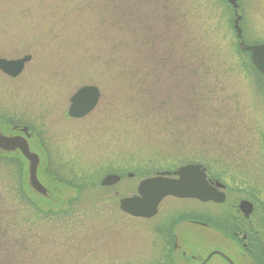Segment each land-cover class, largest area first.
<instances>
[{"label": "rangeland", "instance_id": "374dc122", "mask_svg": "<svg viewBox=\"0 0 264 264\" xmlns=\"http://www.w3.org/2000/svg\"><path fill=\"white\" fill-rule=\"evenodd\" d=\"M239 2L245 44L264 43V0ZM231 12L223 0H0V58L31 56L17 77L0 71V130L29 127L49 191L23 198L26 162L0 158V264H136L152 242L149 223L122 213L119 199L146 174L203 161L229 183L240 168L264 177V76L239 49ZM120 39L168 42L175 60L167 70L143 63V83L130 82L108 66L118 53L132 58L130 47L116 49ZM87 85L99 88L98 105L69 117ZM162 91L172 92L166 105ZM61 193L63 208L48 206Z\"/></svg>", "mask_w": 264, "mask_h": 264}, {"label": "flooded vegetation", "instance_id": "af4514ba", "mask_svg": "<svg viewBox=\"0 0 264 264\" xmlns=\"http://www.w3.org/2000/svg\"><path fill=\"white\" fill-rule=\"evenodd\" d=\"M223 1L232 10L235 30L238 16V23L243 21L240 2L237 0L235 8L228 0ZM237 39L240 45L243 32L242 37L237 34ZM20 130L8 134L22 135ZM261 148L264 158V144ZM185 165H198L210 187L224 199L217 202L170 196L162 200L151 218L133 217L120 209L119 202V209L126 216L149 223L152 242L140 249L136 264H264V177H256L255 167L252 172L240 168V175L229 183L203 161H187ZM169 177L178 178L174 174Z\"/></svg>", "mask_w": 264, "mask_h": 264}, {"label": "water", "instance_id": "95a60500", "mask_svg": "<svg viewBox=\"0 0 264 264\" xmlns=\"http://www.w3.org/2000/svg\"><path fill=\"white\" fill-rule=\"evenodd\" d=\"M238 8L237 0H228ZM240 17H238V20ZM241 37V29L236 26ZM244 44H241L243 47ZM243 50L251 52L254 66L264 73V44L245 45ZM31 60V56L19 59L0 58V70L10 77L19 76L25 69L26 64ZM100 90L96 86H84L80 88L71 98L69 115L74 118H81L90 113L98 104ZM24 136H7L0 132V149L7 153L20 150L29 162V183L32 189L44 196H47V188L38 179V169L40 157L31 150L28 142L30 137L29 128H23ZM170 175V173H166ZM178 178H169L165 175L143 180L138 187V195L126 197L120 200V208L127 214L135 217L151 218L158 212L161 201L169 196L178 198L199 197L203 200L222 201L216 191L210 187L206 180V175L199 171L198 165H187L174 173ZM120 177L110 174L103 181V186H110L120 181ZM207 188V189H206Z\"/></svg>", "mask_w": 264, "mask_h": 264}, {"label": "trees", "instance_id": "16d2710c", "mask_svg": "<svg viewBox=\"0 0 264 264\" xmlns=\"http://www.w3.org/2000/svg\"><path fill=\"white\" fill-rule=\"evenodd\" d=\"M144 44L145 43H140V41H138L136 39L135 40H131V41H127V42H124L123 39H120L119 42L115 43L116 49L119 47V51H120L121 47L125 46V45H126V47H130L131 48L130 51L132 50V58L130 59L128 56L118 53L117 55H114V56H119V57H114L113 60H111L112 62L110 61L108 63L109 64L108 66L119 67V69H115V70L118 71L121 74V77L123 75L124 76H128L129 81L130 82H135L136 84L138 82H142L143 83V80H142V77H143L142 74L143 73H142V71L140 69H138V67H140V66H145V65H143V63H145L149 67L150 65H153L154 62H156L155 65L162 66L164 70L169 69L168 68V67H170L169 65H171V63L173 64L172 58L174 57V60H175V55H174V52L172 50V47L168 44V42L161 43L160 48H158L157 43L155 42V40L148 41L145 44L147 46V50L143 52L142 51V46H144ZM249 63L251 65V67L254 68V66L251 63L250 57H249ZM166 72L167 71H165V74H166ZM256 72L259 75H262L257 70H256ZM150 83L151 82H148L147 86H150L149 85ZM166 89H168V88H166ZM171 94H172V92H170V91H166V93L162 91L159 94L160 98H157L156 100L158 101V103L163 102L164 105H166V103H168V98L170 97ZM3 123L5 125L11 124L9 121H6V120H4ZM2 157L3 158L4 157L5 158H9L7 156H0V158H2ZM10 160H14L15 164H17V162L19 161V159L16 158V157H10ZM19 163H20V161H19ZM137 170L143 176L144 172H141L140 169H137ZM153 174L154 173L151 172V173L146 174V175L150 176V175H153ZM98 177L99 176L97 175L96 178H98ZM21 179H22L21 191H22V195H23L22 197L26 198V199L30 200L32 203H34L33 200L30 198L31 195L29 194V192L31 193V191H30L29 187L26 186V183L24 181V177H22ZM81 181H79V183ZM93 182L90 183V179H88L87 181L81 182L80 185H79L78 182L76 184L80 186L79 187V188H81L80 190H84V189H88L91 185H94ZM23 185H25V186H23ZM46 200L49 201L48 202L49 203L48 206H52V207L63 208V206L65 204V201H64V203H62V199H58V202L54 203V204L49 199H46ZM79 200L80 199H77V198L69 199V200H67L66 206H67V204L74 206L75 204L79 203ZM69 210H72V209H69ZM58 211H59V212H57L58 213V217H62V216L65 217V216H69L71 214V212H68L67 210L64 211V210L60 209ZM48 212L49 213L46 214L47 216H52L50 214L54 215V211L51 208L48 210ZM72 212H75V211L73 210Z\"/></svg>", "mask_w": 264, "mask_h": 264}]
</instances>
